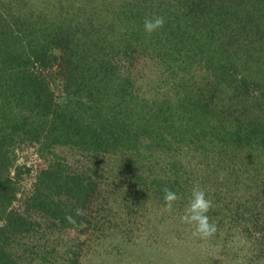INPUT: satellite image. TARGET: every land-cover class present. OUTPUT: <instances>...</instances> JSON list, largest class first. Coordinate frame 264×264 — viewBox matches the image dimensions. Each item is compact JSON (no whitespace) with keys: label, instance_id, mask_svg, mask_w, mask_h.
<instances>
[{"label":"trees","instance_id":"16d2710c","mask_svg":"<svg viewBox=\"0 0 264 264\" xmlns=\"http://www.w3.org/2000/svg\"><path fill=\"white\" fill-rule=\"evenodd\" d=\"M9 1L0 0V264H23L19 261L22 255L11 252L12 241L37 230L32 229L34 221L25 214L24 205L26 211L35 206H58L51 196L53 189L67 188L71 195L77 187L91 192L96 186L93 175L86 171L68 174V164L56 157L37 171L31 190H26L23 183L31 182L33 169L18 161V151L25 143L42 156L55 154L50 153L54 146L74 145L93 157L95 160H90L96 166L108 153H120L123 160L136 166L130 177L138 184L132 187L136 200L146 194L143 186L151 193V188L162 184L157 179L141 181L145 170L137 162L141 150L173 174L175 180L163 181L178 194L185 174L181 162L187 156L207 153V158L215 159L210 165L214 186L231 168L224 153L229 142H246L248 160L253 150L261 152L264 160V0H129L130 15L119 19L122 28L119 26L118 36L113 37L115 43H107L118 51L104 54L102 67L86 63L87 56L75 51L84 46H89L87 51L102 49L106 44L102 37H91L94 30L90 25L85 24L82 35L73 26L75 19L35 27L40 12L22 8V16L15 15L17 21L9 22L5 16ZM148 9L150 16L152 11L165 18L163 27L151 34L144 31V21L137 19ZM230 19L234 21L232 29L227 25ZM113 24L109 23V32H113ZM120 51L123 54L118 57ZM135 52L154 55L156 66L149 74L160 78L158 81L166 74L165 84L174 81L167 75L172 69H167L169 64L187 74L206 65L216 82L209 80L208 86L196 87L182 77L184 84L179 82L174 88V103L169 101L171 90L165 96L142 97L132 72H118ZM124 55L129 59L123 60ZM210 85V94L215 96L219 90L220 98L207 100L203 95ZM53 87L62 94L57 95ZM251 91L255 95L253 111L245 98ZM134 154L137 158L131 157ZM227 177L230 184L231 178L237 181L233 173ZM220 192L214 188L215 196ZM62 207L59 213L66 219L70 210H65L67 204ZM249 220L258 222L250 216ZM257 228L255 225V232ZM25 243L20 254L34 248Z\"/></svg>","mask_w":264,"mask_h":264},{"label":"rangeland","instance_id":"374dc122","mask_svg":"<svg viewBox=\"0 0 264 264\" xmlns=\"http://www.w3.org/2000/svg\"><path fill=\"white\" fill-rule=\"evenodd\" d=\"M128 1L125 0L123 6V0H12L13 5L9 1V13L6 12L5 16L9 22H13L18 19L15 15L22 14L21 8L23 11L40 12L35 27H41L44 23H70L75 19L73 26L79 29L80 35L85 32V24L90 25L89 28L94 30L91 37H102L106 44L101 46L102 49L92 47L87 51L89 46H84L81 49L75 48V51L83 52L87 56L84 58L86 63L92 61L94 65L102 67L101 61L106 58L104 54L118 51L107 47V43L110 44L115 39L113 37L118 36L119 26L122 28L119 19L124 18L125 14L130 15V4H126ZM111 11L119 18L112 15ZM145 11V15L143 12L135 17L144 21L150 16V9ZM151 14L153 15L152 11ZM110 22H114V27L111 28L113 32H109ZM228 24H231L228 27L232 29L234 21L230 19ZM117 54L119 57L123 53L120 51ZM133 55L135 56L130 59L131 62L121 66V71L118 72H132L135 87H140L138 94L142 97L156 94L165 96L171 90L173 94L169 101L174 103L177 101L174 88L179 82L184 84L182 77L187 78L190 86L196 87L208 86L209 80L213 82L215 79V75L213 77L211 69L206 65L201 66L206 67L202 70L187 74L182 68H173L169 64L167 69H172L167 75L174 81L165 84L166 74L160 81V78L155 79V75L152 77L149 74L155 65L154 55H143L141 52ZM124 59L129 57L125 56ZM204 69L207 71L204 72ZM208 88L209 92L203 94L207 100L212 97L220 98L219 90L212 96L211 85ZM54 89L57 95L62 94L57 87ZM251 93L245 98L249 110L253 111L256 109L255 95ZM23 146L18 151V161L27 163L33 169L30 173L31 182L24 180L23 187L26 190H31L37 171L48 167L50 160L56 157H61L68 164V174L71 171H86V174L93 175L96 183L91 192L81 191L77 187L69 192L71 195H68L67 188L53 189L52 198L59 207L67 204L65 210H70L74 222L63 219L64 215L59 213L62 206L59 209L58 206H53L54 211L53 207L43 209L41 206L31 207L26 211L24 205L25 214L34 221L32 229L37 230L27 232L25 236L20 234L12 241L11 252H17L20 257L22 255L23 258L19 261L23 264H264V160H261V152L255 154V150L251 151L252 160H248L249 147H246V142L238 145L229 142L227 150L224 151L225 157L231 161V168L228 167L229 170L225 173H233L237 178V181L231 178L232 184L227 174L220 184L213 185L215 174L212 175L210 165L216 161L210 155L207 158V153L198 155V159L191 156L184 158L181 162L184 165L181 171L185 173L181 177V192L171 209L165 206L163 199L164 189L169 188L163 179L175 178L170 171L147 157L145 151L141 150V158L137 160L145 168L141 181L149 183L157 179L162 184L151 188V193L148 187L143 186L146 194L136 200L132 187L138 184L130 178L136 166L123 160L120 153L118 156L108 153L96 166L91 161L95 160L93 157L74 145L54 146L50 153L55 154L49 156H42L31 144L25 143ZM131 157L137 158L135 154ZM255 174L261 175L253 176ZM194 187L203 188L212 201L207 215L212 218L210 222L216 225V231L210 237L200 236L195 231V225L182 219ZM214 188L221 190L216 196L213 193ZM77 209H82L84 214L77 215ZM249 216L258 222L249 220ZM255 225L259 226L257 232L254 231ZM25 241L29 248L30 244L34 248L20 254Z\"/></svg>","mask_w":264,"mask_h":264},{"label":"clouds","instance_id":"9594fccd","mask_svg":"<svg viewBox=\"0 0 264 264\" xmlns=\"http://www.w3.org/2000/svg\"><path fill=\"white\" fill-rule=\"evenodd\" d=\"M165 23V18L160 15H153L146 17L143 22V28L146 33H153L158 29L162 28ZM165 206L169 209L173 207L175 201L179 199L177 192L170 188L164 189ZM212 201L208 197L206 191L200 187H194L192 189L191 197L185 209V215L182 219L189 223L195 225V231L202 237H210L216 231V225L210 222V218L207 215L211 208ZM77 215H83L82 209L76 210ZM66 219L69 222H74L71 215L67 216Z\"/></svg>","mask_w":264,"mask_h":264}]
</instances>
